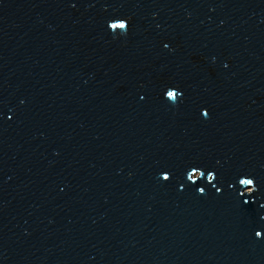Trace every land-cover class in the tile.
<instances>
[{
  "label": "water",
  "instance_id": "1",
  "mask_svg": "<svg viewBox=\"0 0 264 264\" xmlns=\"http://www.w3.org/2000/svg\"><path fill=\"white\" fill-rule=\"evenodd\" d=\"M261 230L264 0H0V264H264Z\"/></svg>",
  "mask_w": 264,
  "mask_h": 264
},
{
  "label": "snow or ice",
  "instance_id": "2",
  "mask_svg": "<svg viewBox=\"0 0 264 264\" xmlns=\"http://www.w3.org/2000/svg\"><path fill=\"white\" fill-rule=\"evenodd\" d=\"M120 21L121 22L119 24H112L111 27H115L117 29H124V28L128 27V24H129L128 20H126V19H120ZM166 95H167V97H169V98H171V99L174 100L179 95H181V93H179L178 90H176L175 88H173V89L168 90L166 92ZM193 172L198 177H201V176L205 175V170L201 169L199 166H194L193 167ZM189 177L193 181L197 180V178H193V174L192 173L189 174ZM163 178L165 180L170 179L171 178V173L166 171L164 173V177ZM207 178H208L209 181H213L215 179H218V174L208 175ZM239 183L240 184H243V185H250V186L256 185V181L254 179H252V178H243V179H240L239 180ZM199 191L200 192H204L205 189L204 188H200ZM217 191H222V189H219L218 188ZM256 191H257V188L255 186V191H252L251 193H255ZM245 193H249V192H247L245 190L244 192H240L239 193L240 197L242 198V203L243 204H248L249 202H255L254 201V198H244L245 197ZM260 235H264V233H260Z\"/></svg>",
  "mask_w": 264,
  "mask_h": 264
},
{
  "label": "clouds",
  "instance_id": "3",
  "mask_svg": "<svg viewBox=\"0 0 264 264\" xmlns=\"http://www.w3.org/2000/svg\"><path fill=\"white\" fill-rule=\"evenodd\" d=\"M251 191V190H250ZM260 233H264V230L257 231V236H260Z\"/></svg>",
  "mask_w": 264,
  "mask_h": 264
}]
</instances>
